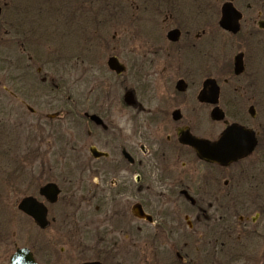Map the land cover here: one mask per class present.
<instances>
[{
  "label": "flooded vegetation",
  "instance_id": "flooded-vegetation-1",
  "mask_svg": "<svg viewBox=\"0 0 264 264\" xmlns=\"http://www.w3.org/2000/svg\"><path fill=\"white\" fill-rule=\"evenodd\" d=\"M68 2L54 24L68 28L69 48L44 44L45 14L11 12L5 23L23 42L16 60L5 46L0 99L35 123L37 155L20 173L0 167L2 194L18 180L24 190L10 207L31 244L0 264L20 248L37 264H141L146 240L152 264H264L252 250L264 243V0ZM233 125L240 153L256 146L227 167L189 144L216 143ZM27 198L46 208L48 228L18 209ZM13 223L0 219V243Z\"/></svg>",
  "mask_w": 264,
  "mask_h": 264
},
{
  "label": "rangeland",
  "instance_id": "rangeland-1",
  "mask_svg": "<svg viewBox=\"0 0 264 264\" xmlns=\"http://www.w3.org/2000/svg\"><path fill=\"white\" fill-rule=\"evenodd\" d=\"M47 2L46 5H43L40 1V3L37 0H7L9 3V9L3 11L2 15L0 16V62L1 59H8L9 56H7L6 51V45L12 44L10 48H12V59L16 60L20 56V49L18 47H14L16 44L22 43L23 39L21 38L22 35L20 34V31L13 28L10 29V26L7 27L5 25L7 19L9 18V14L11 12H15L18 14L24 13L27 10L32 13H40L41 15L45 14L44 17H47L46 19V34L44 44H58V45H66V47H70L71 41L68 38V32L67 27L65 25H60L59 30L56 27L55 23V16H58L59 13H63L67 15L69 13L70 7H69V0H44ZM100 1V0H99ZM4 0H0V6L2 7ZM29 8L27 9V4ZM98 6L100 3L97 4ZM48 13V15L46 14ZM56 14V15H55ZM15 17V15H13ZM47 25H49L47 27ZM16 27L17 24H16ZM9 31V34L7 35L6 32ZM6 34V35H5ZM4 46V47H2ZM67 55L68 53L65 52ZM95 86V85H93ZM68 87V85H66ZM86 87L79 85V88H77L78 93H80L79 99L81 98V94H85ZM68 89V88H67ZM1 91V90H0ZM84 93V94H83ZM141 100H145L148 103V98L146 95L138 97ZM147 108V107H146ZM5 110H9L7 106L6 100L0 99V167L2 166L3 169L1 171H6L9 173H20L24 171L25 167L27 165H31L32 163L27 164L28 157H36L37 155V128H32V125L35 123L33 120L29 119L28 123L25 121V111H16L12 114H9L8 112H5ZM148 109L146 110V112ZM257 124L262 123L264 126V116H260L256 122ZM26 125L29 129H26ZM77 136L80 137V132H77ZM82 140H85V138H82ZM82 142V141H81ZM36 163V162H35ZM34 163V164H35ZM35 167H37V164H35ZM152 169H148V171H151ZM152 182V180H151ZM147 179L142 182V186H146ZM16 189L10 190V191H3L2 194L0 192V219L2 221H10L13 219L14 223L11 225L10 233L8 234V238L4 241H7L6 243H0V262H3L6 257L11 255V253L14 252L15 247H22L24 245H31L25 244L24 240L22 239V229L21 225L18 222L21 218L19 215L15 214L16 209L10 207V205H14L15 203H18L24 196V190L21 187V184H19V180L16 181L15 186H13ZM79 198V196H77ZM5 205H9L8 208L5 207ZM5 207V208H4ZM260 214L262 216L259 217V222L257 226L264 227V205L261 209ZM15 215L17 216L15 218ZM13 216V217H12ZM16 220V221H15ZM185 229V227H184ZM29 236L32 237V231L33 229L29 227ZM141 233L142 235L149 236L152 235V226H149L145 222H141ZM53 232L45 233V236H51L53 235ZM262 235L264 236V230L262 231ZM7 237V235H4ZM92 248L95 247V243L88 244ZM264 243H255V241H252V250H256L257 247H261V250H264ZM151 243L148 242V240L141 242L140 244V251H141V264H152V256H151ZM196 245L193 243L189 244V251L195 252ZM259 250V249H258ZM194 255V254H193ZM195 260V259H194ZM7 261V260H6ZM196 261V260H195ZM197 262V261H196ZM189 264H193V261L190 259Z\"/></svg>",
  "mask_w": 264,
  "mask_h": 264
},
{
  "label": "water",
  "instance_id": "water-1",
  "mask_svg": "<svg viewBox=\"0 0 264 264\" xmlns=\"http://www.w3.org/2000/svg\"><path fill=\"white\" fill-rule=\"evenodd\" d=\"M1 9H0V15H1ZM114 69H117V67H114ZM122 70H118V72H121ZM217 120H223V115H217L215 116ZM241 128L238 125H234L230 128H228L224 134L222 135V138L216 142L211 143L209 141H203V140H192L189 144L193 146V148L197 151L198 156L207 162L210 163H218L221 166L227 167L231 165L232 163L236 162L240 158H243L245 156H248L250 152L253 151L256 143L254 140V143L250 146V149L248 152L240 153V147L241 141L239 140L237 136V132ZM95 152V151H94ZM96 153V152H95ZM42 193L44 196H47L50 198V201L53 202V199H51V196H54L55 190L53 185L46 186ZM19 210L30 216L35 223L41 227L42 229H46L49 226V223L47 222V210L44 206L40 205L34 198H27L22 200V202L19 205ZM142 217H144L143 212H141ZM146 217V216H145ZM149 221H151L150 218L146 217ZM10 264H37L34 260L33 255L31 252L27 249H19L11 258ZM87 264H97V263H87Z\"/></svg>",
  "mask_w": 264,
  "mask_h": 264
}]
</instances>
